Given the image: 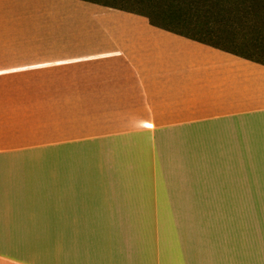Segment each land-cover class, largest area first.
<instances>
[{
    "label": "crops",
    "instance_id": "1",
    "mask_svg": "<svg viewBox=\"0 0 264 264\" xmlns=\"http://www.w3.org/2000/svg\"><path fill=\"white\" fill-rule=\"evenodd\" d=\"M190 37L0 0V264H264V64Z\"/></svg>",
    "mask_w": 264,
    "mask_h": 264
},
{
    "label": "trees",
    "instance_id": "2",
    "mask_svg": "<svg viewBox=\"0 0 264 264\" xmlns=\"http://www.w3.org/2000/svg\"><path fill=\"white\" fill-rule=\"evenodd\" d=\"M81 1L146 17L151 24L166 31L214 43L211 45L214 48L234 51L247 59L264 64V0ZM218 28H223L225 32L213 36ZM228 28H237L250 35L248 44L258 52V56H263V59L251 57L237 48L238 44L234 41L236 33L230 32ZM227 45L228 48L221 47Z\"/></svg>",
    "mask_w": 264,
    "mask_h": 264
},
{
    "label": "rangeland",
    "instance_id": "3",
    "mask_svg": "<svg viewBox=\"0 0 264 264\" xmlns=\"http://www.w3.org/2000/svg\"><path fill=\"white\" fill-rule=\"evenodd\" d=\"M81 2H85V1H81ZM228 30H230V32L236 33L234 41H235V43L238 44L237 48L242 49L241 50L242 52H244L245 54L251 55V57L263 59V56H261L260 54L258 56L257 55L258 52L255 51V49L251 45L248 44V37L250 39V35H248L244 31H241V30H239L237 28H234V29L233 28H228ZM223 32H225L223 28H218L214 32L213 36L221 35ZM221 47L222 48H228V45L227 46H221ZM229 49H233L234 50V48H229ZM211 208H212V212L214 213L215 212V207H211Z\"/></svg>",
    "mask_w": 264,
    "mask_h": 264
}]
</instances>
